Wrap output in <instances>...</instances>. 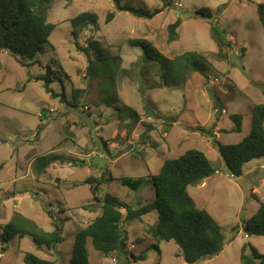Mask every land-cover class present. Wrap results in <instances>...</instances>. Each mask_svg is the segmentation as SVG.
I'll return each mask as SVG.
<instances>
[{"label":"rangeland","instance_id":"obj_1","mask_svg":"<svg viewBox=\"0 0 264 264\" xmlns=\"http://www.w3.org/2000/svg\"><path fill=\"white\" fill-rule=\"evenodd\" d=\"M260 3L264 0H56L48 19L56 27L41 61L42 67L53 66L57 80L51 88L58 94L65 89L67 102L52 98L44 82L35 80L45 74L40 65L23 66L0 52V236L2 225L18 213L44 232L58 227L63 237L52 249L31 236L0 239V264H26L27 253L70 264L77 232L100 214L84 209L96 205L94 190L100 200L111 194L134 209L140 202L152 204L156 192L149 179L165 160L192 149L206 154L215 174L190 186L189 194L219 223L226 240L220 255L199 264H241L248 243L264 254V237L248 238L244 230L264 204V158L233 178L212 140L198 130L211 131L224 145L237 143L250 131L254 107L264 104ZM118 5L162 11L146 19ZM201 10L212 17H197ZM86 12L97 15V24L74 34L71 21ZM110 13L115 17L107 22ZM178 21L171 40L169 26ZM213 25L228 48H218ZM90 43L99 44L103 59L95 77L88 76L89 62L79 49ZM72 90L82 91L78 106L69 103ZM124 107L138 113V124L121 119ZM234 115L243 118L240 133L231 132ZM44 155L81 163L59 162L38 176L34 162ZM125 178L145 183L134 190L122 184ZM157 219L152 212L127 225L125 254L105 255L89 243L90 264H187L173 241L158 243L148 234Z\"/></svg>","mask_w":264,"mask_h":264},{"label":"trees","instance_id":"obj_2","mask_svg":"<svg viewBox=\"0 0 264 264\" xmlns=\"http://www.w3.org/2000/svg\"><path fill=\"white\" fill-rule=\"evenodd\" d=\"M56 0H0V52L13 56L21 65L32 64L43 66L41 54L49 44V38L55 30V25L49 22V14ZM117 2V0H115ZM120 11L131 12L141 18L152 19L161 13L162 9L153 11L136 9L132 6L118 5ZM258 19L264 28V3L257 6ZM197 17L207 19L212 14L208 10L197 12ZM115 13H110L107 22H111ZM98 17L86 12L75 17L71 23L74 34L86 26L97 24ZM180 22L169 26L170 39H176V30ZM212 34L220 50L228 48L230 42L225 40L217 26H212ZM98 43H90L87 47H79L86 55L89 65L88 76H99L103 59L96 52ZM96 46V47H95ZM244 49H242V52ZM158 54V53H157ZM160 55V54H158ZM45 74L35 80L44 82L46 92L52 98L61 97L67 102L65 94H58L51 85L57 80V73L53 66L48 64L42 67ZM67 77V75H66ZM82 91L72 90L70 105L78 106L81 103ZM133 121V126L139 123V115L130 107L121 110V119ZM233 128L231 132H241L243 118L239 115L231 117ZM201 133L208 136L224 160L231 177L241 178L244 175V166L254 160L264 158V104L256 105L252 112L250 131L247 136L234 144L224 145L219 142L211 131L200 128ZM77 163L78 161L64 158L59 155H44L35 159L34 167L39 175L43 174L51 165L57 163ZM81 163V162H78ZM215 169L206 154L200 150H188L177 158L167 159L163 163L158 175L151 177L156 192V200L152 204L132 208L122 203L111 194L98 199L95 190L96 205L85 206L90 212L100 210L89 225L79 230L75 238V248L70 264H90L88 244L105 255L125 250L128 242L127 225L134 220L157 212L156 223L147 229V232L158 243L173 241L178 247V257H182L187 264H199L217 257L226 247V240L222 228L211 214L196 205L189 194V187L213 176ZM94 180V179H93ZM91 181V179L89 180ZM97 181V180H94ZM103 178L99 181L101 185ZM145 183V178H125L122 184L137 190ZM0 239L8 243L14 238L23 239L31 236L38 246L47 249L63 242L62 232L58 227L54 231L44 232L35 222L16 213L13 218L2 225ZM244 230L248 238L251 236L264 237V204L258 213L245 223ZM159 250L158 245L153 246ZM132 257L138 260L137 257ZM143 258V257H142ZM241 264H264V254L255 246L248 243L242 248ZM26 264H55L54 261L43 259L35 254L27 253L24 256Z\"/></svg>","mask_w":264,"mask_h":264},{"label":"crops","instance_id":"obj_3","mask_svg":"<svg viewBox=\"0 0 264 264\" xmlns=\"http://www.w3.org/2000/svg\"><path fill=\"white\" fill-rule=\"evenodd\" d=\"M205 183L202 184V186H204Z\"/></svg>","mask_w":264,"mask_h":264},{"label":"built area","instance_id":"obj_4","mask_svg":"<svg viewBox=\"0 0 264 264\" xmlns=\"http://www.w3.org/2000/svg\"><path fill=\"white\" fill-rule=\"evenodd\" d=\"M248 237V236H247Z\"/></svg>","mask_w":264,"mask_h":264}]
</instances>
